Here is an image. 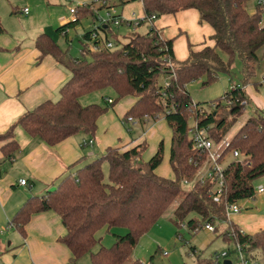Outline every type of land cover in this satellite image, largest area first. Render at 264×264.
<instances>
[{
    "label": "trees",
    "instance_id": "1",
    "mask_svg": "<svg viewBox=\"0 0 264 264\" xmlns=\"http://www.w3.org/2000/svg\"><path fill=\"white\" fill-rule=\"evenodd\" d=\"M119 1L121 6L141 2L144 18L138 27L147 25V32L133 33L127 43L114 44L110 37L118 39V36L111 22L97 28L99 11L114 7L110 0L75 6L73 20L58 28L57 33L67 40L68 30L83 19H92V28L82 36L79 57L71 56L47 34H40L35 41L39 61L50 56L71 75L59 91L60 99L43 102L24 114L5 134H0V141L10 140L1 148L2 162L13 159L21 151L14 135L17 126L30 138L50 147L79 133L94 137L98 120L109 108L97 104L82 106L80 100L107 88L116 93L117 101L128 96L135 98L123 120L133 118L145 122L148 116V122H152L164 117L171 128L169 163L173 179L156 174L164 160L163 141L148 161L143 160L147 143L124 151L109 147L104 155L61 179L54 192L29 198L13 216L11 229L26 238V227L34 215L56 214L66 231L58 242L70 251L69 264H78L86 255L90 256L91 264H125L132 257L139 239L184 194L183 184L194 181L206 163V155L194 146L191 131L197 126L207 129L213 141L224 140L232 122L244 114L250 102L246 87L256 85L252 78L264 57V0H259L254 13L248 11L249 0ZM188 10L197 11L200 24L207 23L213 28L214 45L200 50L189 45L187 59L179 62L174 55L173 40L164 38L155 22L163 16ZM116 17L121 15L113 18ZM120 26L128 25L121 23L117 27ZM3 31L0 22V32ZM108 43H113L114 48H108ZM221 53L226 55V60ZM236 60L242 63L241 84H233L223 96L205 107L195 105L187 85L203 80L206 87L215 83L221 74L231 76ZM228 143L224 152L237 151L240 156L225 166L219 202L213 199V183L207 178L198 180L174 212L177 226L192 213L200 220H189V229L196 231L203 225H214L216 221L227 220L229 206L255 198V182L264 177V117L260 112L256 111ZM103 229L107 232L124 229L126 234H114L111 247L93 252L100 241L97 234ZM223 236L233 240L236 247L240 246L246 259L264 260V228L245 234L230 223L229 231ZM223 262L215 257H198L196 264ZM131 264L143 263L134 260Z\"/></svg>",
    "mask_w": 264,
    "mask_h": 264
},
{
    "label": "crops",
    "instance_id": "2",
    "mask_svg": "<svg viewBox=\"0 0 264 264\" xmlns=\"http://www.w3.org/2000/svg\"><path fill=\"white\" fill-rule=\"evenodd\" d=\"M12 1L14 5L9 10L10 17H8V10L5 12L1 10L0 4V22L4 28V31L0 32V134H5L24 114L43 102L49 100L55 102L58 99L61 87L71 78V75L50 56L39 61L40 54L35 48V41L40 34H47L55 41L54 35L58 28L73 20L72 14L62 6L67 5L70 8L74 7L73 3L83 5L92 3L94 0H42V5H36L38 13L31 12L27 6L19 8V5L27 0ZM139 4L142 10L141 15L144 17L141 2ZM25 9H28V13H25ZM44 9L47 10L45 19L40 16ZM131 11L135 9L132 8ZM131 11L125 12L123 8L119 15L123 19H130ZM188 12L189 10L181 13L188 14ZM177 14L181 15L180 12ZM167 18L168 16L162 17L163 20ZM182 18L185 16L182 15ZM196 19L199 22L198 12ZM156 22L155 26L161 35L173 40L174 55L179 62L187 59L189 45L194 50L214 45L211 40L214 34L213 28L204 26L202 32L195 35L197 37L195 41L187 40V51L183 56H179L175 48V39L172 36H165L163 23ZM162 29H164L163 32ZM206 37H209V42L205 40ZM224 83L227 86L226 80ZM248 87L246 91L251 101V97L254 96L250 95ZM134 102H128L126 109L121 107L110 115L100 117L98 133L92 138L93 145L82 147L85 141H89L88 135L79 133L50 147L39 139L30 138L20 126H17L14 135L21 151L13 159L2 162L1 148L10 140L0 141V163L2 162L0 164V230L6 226L4 230L13 231L9 228L10 222L29 198L47 195L48 190L57 187L66 175L83 167L90 159L98 158V156L95 157V151L104 155L109 147L124 151L146 143L141 139L131 138L132 128L129 126L150 124L147 131L154 132L158 119L152 122H128L124 125L122 123L124 114ZM117 119L126 130L128 129L129 136L124 135L125 130H122L120 123L116 122ZM86 150H88L87 153H85ZM155 153L153 150V155ZM22 180L27 181L26 186L20 185ZM65 233L60 219L53 212L36 214L26 227V238L7 234V243L0 242V245H8L9 248L12 245H21L9 250L4 246L0 248V264H69L71 253L68 248L58 242ZM2 251L7 252L4 255Z\"/></svg>",
    "mask_w": 264,
    "mask_h": 264
},
{
    "label": "rangeland",
    "instance_id": "3",
    "mask_svg": "<svg viewBox=\"0 0 264 264\" xmlns=\"http://www.w3.org/2000/svg\"><path fill=\"white\" fill-rule=\"evenodd\" d=\"M258 2L259 0H249L247 8L250 13L256 11ZM110 3L112 6H114L111 9L112 13L115 15L120 14L123 8L125 12L131 11L132 8H134L135 11H131V17H133L135 20L143 18L141 15L142 10L139 2H132L130 4H127L126 6H121L119 0H110ZM0 4L2 6L1 10L5 12L7 10L9 11L12 8L14 2L12 0H0ZM42 4V0H27L25 2L23 1L22 4L19 5V8L27 6L31 9V12L38 13V11L36 10V5ZM73 6L75 7L77 5L73 3ZM62 7L64 9L67 8L68 13L70 12V8L67 5H64ZM106 12V9L102 8L99 11V16H105ZM9 13L10 11L8 12V17H10ZM46 14L47 10L44 9V11H41V18L45 19ZM180 14L181 15L177 14L176 16H168L167 20H163L161 17L156 20V23H163V26L165 28V36H172L175 39V48L177 49V53L179 56H183L187 51V40L195 41V39L197 38L195 35L199 32H202L204 26L208 27L209 29L212 28L207 23L199 24L198 19H196L197 12L195 10H189L188 14H182L181 12ZM182 15H184L185 18H182ZM193 16H195V18H193ZM92 22L93 21L91 18L83 19L81 23L74 29L68 30L67 40L63 35L55 33V42H57V44L63 50H68L71 56L75 58L79 57L82 48V36L85 31L92 28ZM113 30L117 34L118 39L110 37V40L114 44L119 43L120 45V43H127L129 41V36L133 33L145 34L148 30V26L141 25L136 29L128 26H114ZM161 31L163 32L164 29H162ZM205 40L209 42V37H206ZM262 54L263 50L259 55L262 56ZM221 56L224 60L227 59L226 55L222 53ZM224 79L227 81L228 87L225 85ZM161 82H163V80H161ZM241 82L242 63L240 62V60H236L232 68L231 76L221 74L219 75L215 83L206 87L202 84L203 80L195 81L188 84L186 89L195 105L205 107L207 103L215 101L223 96V94L227 90H229L233 84L239 85L241 84ZM252 83H256V85L251 84L248 88L250 95L253 94L254 97H251V101L246 105L244 114L238 120L232 122L231 129L224 140L219 143L214 141L216 144V151H222L225 147L224 143L229 142L239 132L241 127L248 121V119L255 114L256 111L260 112V114L264 117V57L261 60L260 66L255 71V75L252 78ZM109 98L116 101L113 106H108L107 100ZM59 99L60 96L55 100V102H57ZM134 100L135 98L133 96H128L117 101L116 93L111 88H107L82 97L80 103L82 106L97 104L102 107H108L109 110L104 115H110L114 110H120L121 107H125L126 109L128 106L127 103L134 102ZM119 121V119L116 120V122ZM229 122H231V119L229 120ZM191 123L192 121L190 120V124ZM149 125L138 124L136 126H129L130 128H132L130 137L138 140L141 139L147 143L148 147L143 154L144 161H148L151 159V157L153 156V150L155 153L159 144L163 141L164 160L157 171V175L160 177L164 176L163 178L168 177L167 179H173L174 174L169 163L172 130L165 121L164 117H160L158 119L157 126H155V128H157L154 132L147 131L150 127ZM120 126L122 127V130H125L126 134L124 135H126V137L129 136L127 131L128 129L126 130L121 123ZM97 133L98 130L96 134ZM92 138L93 137L88 136V140ZM87 151L88 150H86L85 153H87ZM231 152L222 153L221 162L224 166H226L233 160ZM95 154V157L98 156V158L102 156L100 155V153H98V151H95ZM96 159H90L89 162H92ZM208 167L209 163L204 164L194 181L183 184L182 188L184 194L180 196L170 206L166 213L157 221V223L139 239L132 257L125 264H131L134 260H140L143 264H196L198 257H201L202 259H211L212 257H216L218 255H221L222 253H227L228 259L232 260L234 264H241V261L237 257L234 241H228L224 238L223 235L225 232L229 231L230 223L238 226L239 229L245 234H254L264 228V193H258L257 191L255 198L244 200L238 204L240 207V213L229 214V216L226 215L227 220L225 221H216L213 225L216 228L215 232L206 230L204 225L202 228L196 231L189 229L187 227V222L189 220H200L199 216L195 213L190 214L180 226H177L174 223V212L183 196L185 195V193H188L192 190L195 182L202 179L206 175ZM104 169L107 172V164L104 165ZM76 170H74L73 172H75ZM261 186H264V177L255 182L256 190H258V188ZM4 228L0 230L1 243H7V234H12L15 237L22 238V236L17 231H6L4 230ZM114 234L124 235L126 234V231L124 229H114L112 232H107L106 229L101 230L97 234V238L100 240L99 244L94 248L93 252H97L101 247H111L115 242ZM3 246L7 247V250H9L12 248H17L21 245H12L10 248L8 247V245H0V248H3ZM2 252L5 255L7 251ZM165 252L168 254V256H164ZM220 259L222 261L225 260L224 258ZM255 263L264 264V260H250V264ZM78 264H91L90 256L86 255L78 262Z\"/></svg>",
    "mask_w": 264,
    "mask_h": 264
},
{
    "label": "built area",
    "instance_id": "4",
    "mask_svg": "<svg viewBox=\"0 0 264 264\" xmlns=\"http://www.w3.org/2000/svg\"><path fill=\"white\" fill-rule=\"evenodd\" d=\"M104 4H105V2H104ZM25 13H28V9H25ZM70 13L74 17L75 7H72V6L70 7ZM114 15L115 14L112 13V10H108L106 12L105 16H99L98 20H97V28L103 27L110 22L114 26H118L121 23H125L128 26H133V27H138L140 25L141 19L135 20L133 17H131L130 19H123L122 17L113 18ZM96 38H97V35L94 34L92 39L95 40ZM107 47L112 49V48H114V45H113V43H108ZM166 86H168V83H166ZM107 103L111 104V103H113V100L108 99ZM144 120L148 121L149 120L148 116H145ZM128 122L129 123H136L137 121L134 120L133 118H128L126 121L125 120L122 121V123L124 125ZM191 138L193 140L195 148L201 154L206 155V163H209V167H208L206 175L203 178H207L213 183V189H214V193H215L213 195V199L215 202H219L220 195H221V193L223 191V187H224V169H225V166L222 164V162L220 160L222 157V153L224 152L225 148L229 145V143L228 142L224 143L225 147L222 151H216V144L210 138L207 129H199L197 126H195L193 128V130L191 131ZM93 144H94V140L90 139L89 141H85L82 144V147H85L88 145H93ZM231 153H232L233 159H237L240 156L239 152H237V151H232ZM20 185L26 186L27 181H25V180L20 181ZM257 191H258V193H264V186L259 187ZM238 213H240V207L238 204L231 205L227 208V215L228 216H229V214H238ZM9 228H11L10 225H9ZM205 229L210 231V232L216 231L215 227L211 224L205 225ZM236 253L238 255V259L241 261V264H250V260L245 258L240 246L236 247ZM164 256H168V254L165 252ZM215 258H217V259L224 258L225 260H227L228 254L222 253L221 255H218ZM146 264H149V263H146Z\"/></svg>",
    "mask_w": 264,
    "mask_h": 264
},
{
    "label": "water",
    "instance_id": "5",
    "mask_svg": "<svg viewBox=\"0 0 264 264\" xmlns=\"http://www.w3.org/2000/svg\"><path fill=\"white\" fill-rule=\"evenodd\" d=\"M56 190V187L51 188L48 192L52 193ZM223 264H232L230 260H224Z\"/></svg>",
    "mask_w": 264,
    "mask_h": 264
}]
</instances>
